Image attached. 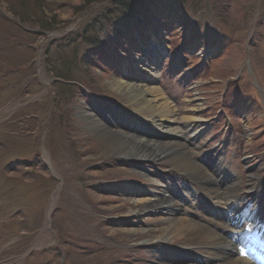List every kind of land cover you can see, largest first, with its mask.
Segmentation results:
<instances>
[{
    "label": "rangeland",
    "instance_id": "374dc122",
    "mask_svg": "<svg viewBox=\"0 0 264 264\" xmlns=\"http://www.w3.org/2000/svg\"><path fill=\"white\" fill-rule=\"evenodd\" d=\"M46 1L71 19L65 30L18 26L8 9L18 1L0 0V264H212L190 241L148 240L155 226L148 219L161 215L152 208L155 192L178 199L185 216L200 219L207 206L195 200L203 183L177 168L180 143H162L179 139L197 162L226 174L223 186L237 179L241 204L257 206L252 199L264 194V0L179 3L184 25L147 26L146 37L127 41L130 50L106 51L107 59L81 67L84 45L65 35L87 9L76 18L81 0ZM63 68L76 76L74 87L57 79ZM122 79L159 88L174 107L171 121L158 125L138 114L116 88ZM114 139L165 153L125 154ZM147 206L152 214L139 218Z\"/></svg>",
    "mask_w": 264,
    "mask_h": 264
},
{
    "label": "bare ground",
    "instance_id": "6f19581e",
    "mask_svg": "<svg viewBox=\"0 0 264 264\" xmlns=\"http://www.w3.org/2000/svg\"><path fill=\"white\" fill-rule=\"evenodd\" d=\"M116 88L126 95L128 100L136 106L138 114H142L151 122L160 125L162 122L171 121V118H173L174 107L171 105L172 102L165 95L163 96L159 88H149L141 84H134L131 80L127 79L118 80ZM88 117L86 119L90 126H94V129L99 128V130L106 131L105 124H99L96 121L97 119L91 116ZM103 131L100 133L103 134ZM142 136L145 139L146 135L142 134ZM155 139L159 140L156 137ZM152 141L154 142V139H151ZM175 142L180 143L178 147L181 150L180 152L176 151L177 154L175 155L177 168L185 175H194L203 183L202 187L204 191L201 192L200 201L197 198L195 200L198 202L197 205L202 206L204 203L207 206L204 207L205 210H200V219H197L193 213L185 216V214L180 212L181 209L179 207L181 203L178 199L171 200L161 196V192H155L156 200L152 208L161 211L159 213L161 215L147 218L150 220L149 222L153 221L155 223V226L151 227L147 232L149 242L163 243L169 246L168 244L180 241H190L194 245H199L206 250L203 258L209 263L250 264L249 261L237 256L236 244L233 240L237 238V235L239 239L245 236L235 233L237 228L241 230L251 228L257 232L261 226H264V198H254V201L258 202L257 207L254 210L250 209V212L247 208H238L241 206L240 197L234 191L238 184L237 179L230 180V184L228 182V185L223 186L221 181L227 179L226 174H217L216 171L210 168V163L206 165L203 162H197L189 148L179 139L176 138L174 141L170 139L162 144L169 146ZM112 147L117 151L119 150V152L124 150L125 154L137 156H154L165 153L164 147L152 149V146L140 145L136 142H125L124 144L123 141L118 139L112 141ZM166 152L169 151L166 149ZM224 170L221 169L219 172H223ZM213 199L218 201L222 207L211 203ZM151 210L148 206L141 208L140 213H138L139 218L150 216L152 212L149 213V211ZM242 216H245L244 219L246 220H252L255 226L242 222L240 218ZM157 223L161 225H157Z\"/></svg>",
    "mask_w": 264,
    "mask_h": 264
},
{
    "label": "trees",
    "instance_id": "16d2710c",
    "mask_svg": "<svg viewBox=\"0 0 264 264\" xmlns=\"http://www.w3.org/2000/svg\"><path fill=\"white\" fill-rule=\"evenodd\" d=\"M18 4L9 2L8 9L19 21L18 26L28 27L38 34L50 33L56 30H65L71 19L62 18L59 15L60 8L50 6L46 0H16ZM87 1V3H85ZM195 0H81V3L74 5L77 14L83 9L87 13L82 16L83 24L79 22L76 30L72 33L67 32L65 36L80 41L83 45L82 59L79 61L80 67L90 63V59L108 58L106 51L116 52L118 49L131 48L125 47L127 41L134 35L140 34L146 37L143 30L147 26L157 29L168 30L171 26L182 22L184 25L189 18H185L180 5L190 7L197 5ZM193 3V5H191ZM20 9V10H19ZM74 14V15H75ZM190 14V13H189ZM15 17V18H16ZM79 18L78 15H75ZM14 18V20H15ZM16 21V20H15ZM27 25V26H26ZM137 32V33H134ZM78 38V39H77ZM145 42V41H144ZM131 45V42L128 43ZM50 50V48H49ZM72 56L68 52L67 58ZM90 58V59H89ZM87 62V63H86ZM57 79L74 87L76 76L68 68H63L57 72ZM78 78V77H77ZM82 77L77 80L81 81Z\"/></svg>",
    "mask_w": 264,
    "mask_h": 264
}]
</instances>
